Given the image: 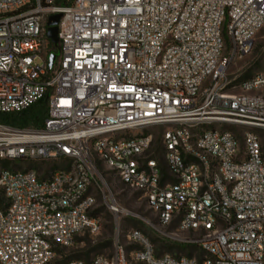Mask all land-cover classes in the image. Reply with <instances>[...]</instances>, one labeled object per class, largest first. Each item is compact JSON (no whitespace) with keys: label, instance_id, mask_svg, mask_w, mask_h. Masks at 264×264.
Wrapping results in <instances>:
<instances>
[{"label":"built area","instance_id":"2783aa9c","mask_svg":"<svg viewBox=\"0 0 264 264\" xmlns=\"http://www.w3.org/2000/svg\"><path fill=\"white\" fill-rule=\"evenodd\" d=\"M263 27L264 0H0V114L47 99L41 128L0 121V264H62L60 248L100 232L99 194L130 215L101 167L201 255H159L132 230L89 264H264V70L228 76ZM53 161L48 177L29 164Z\"/></svg>","mask_w":264,"mask_h":264},{"label":"rangeland","instance_id":"374dc122","mask_svg":"<svg viewBox=\"0 0 264 264\" xmlns=\"http://www.w3.org/2000/svg\"><path fill=\"white\" fill-rule=\"evenodd\" d=\"M52 53H55L57 57L60 55L57 47L55 49L52 48ZM263 70L264 27L257 33L251 52L231 64L228 76L230 80L237 83L241 79L248 78ZM234 91L239 92L238 89H235ZM257 94H260V92ZM165 129V126H158L153 127L148 131L153 137L151 154L159 160L164 171L166 170V165L163 159L164 152L161 137ZM231 130L242 140V134L245 129L231 128ZM259 136L264 143V131H259ZM29 164L33 168H38L43 177L50 176V173L53 172V170L64 166V163L60 161L49 163L30 162ZM21 165V161L14 163V166L17 168H23V165ZM100 171L106 180V189L108 187L115 197L118 206L125 211H128L130 215L119 214L117 216L107 208L102 195L99 194L93 213H95L100 220V232L94 236H89L86 233L80 234L75 238V241L71 246L60 248L58 252V260L62 264H66L71 260H83L89 264L95 255L102 254L111 256L114 253V244L117 240L125 246H129L127 234L132 230H140L145 236H147L154 246L156 253L159 255L171 253L200 257L201 252L198 246L177 240L175 224L159 230L155 229L149 223L151 222L158 226L155 213H153L148 207L141 193L126 187L113 171L105 167H101ZM0 196L2 197L1 192ZM137 215L141 216V218L137 217Z\"/></svg>","mask_w":264,"mask_h":264},{"label":"trees","instance_id":"16d2710c","mask_svg":"<svg viewBox=\"0 0 264 264\" xmlns=\"http://www.w3.org/2000/svg\"><path fill=\"white\" fill-rule=\"evenodd\" d=\"M61 0H55V3H59ZM57 46L52 45V48ZM47 119V99L46 97L40 99L28 109L21 113H2L0 114V121L9 125L17 127H28L41 128L44 126L45 120ZM8 164L4 163V167ZM2 195V193H1ZM3 203V196H0V205ZM93 216L97 217L95 213Z\"/></svg>","mask_w":264,"mask_h":264},{"label":"water","instance_id":"95a60500","mask_svg":"<svg viewBox=\"0 0 264 264\" xmlns=\"http://www.w3.org/2000/svg\"><path fill=\"white\" fill-rule=\"evenodd\" d=\"M62 15L60 13L51 15L48 19V31L47 36L51 40V42L58 46L59 43V37H58V23L61 19ZM56 54L52 53L49 56V68L51 69L53 67L54 61L56 59Z\"/></svg>","mask_w":264,"mask_h":264}]
</instances>
